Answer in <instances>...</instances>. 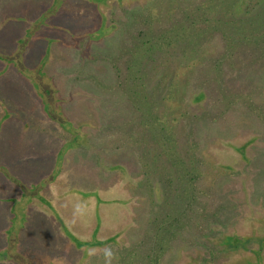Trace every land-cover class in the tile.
Wrapping results in <instances>:
<instances>
[{"label":"rangeland","instance_id":"374dc122","mask_svg":"<svg viewBox=\"0 0 264 264\" xmlns=\"http://www.w3.org/2000/svg\"><path fill=\"white\" fill-rule=\"evenodd\" d=\"M199 2L214 0L111 9L118 31L86 45L74 38L97 29L94 2L0 0V264H264V57L245 49L233 70L222 59L220 85L206 69L220 39L172 51L182 99L158 105L165 131L142 125L107 64L140 14L183 26L178 11ZM162 133L177 147L167 161ZM233 164L239 177L219 172Z\"/></svg>","mask_w":264,"mask_h":264},{"label":"trees","instance_id":"16d2710c","mask_svg":"<svg viewBox=\"0 0 264 264\" xmlns=\"http://www.w3.org/2000/svg\"><path fill=\"white\" fill-rule=\"evenodd\" d=\"M88 1L94 2L100 22L96 30L75 36V43L83 40L86 45L91 40L99 42L108 36L109 32L118 31V28H120V26L116 27L114 20L113 22L109 21L107 16L108 11L111 9L115 10L116 8L121 10L125 7L138 4L143 0ZM151 12L155 13L154 10L149 9V12H144V14H140V16L135 18V21L140 27L135 26L129 32V36L126 38L128 43H123L116 50V54L108 61L109 63H107L108 67H110V72L115 76V81L112 83L114 90H119L124 96L129 108L143 119L142 125L148 126L149 129H151L150 125L154 124L160 126V130L165 131L161 124L165 117L161 114L159 115L160 112L157 109L160 108L158 105H162V107L166 104L179 105V101L182 99V97H176L179 88L177 85L178 82H175V74L168 75L165 71V63L172 59L170 58L172 51L174 53H181L183 58L187 55L194 56L198 51L203 50L202 35L204 33L208 36L210 35L209 38L217 37L220 39L225 54L224 52H220V50L219 52H213L219 62L215 59H210L206 65L208 74L213 73L215 75L211 81L220 85L223 81L221 78L223 76L216 71H218V66L219 68L222 66V59H224L223 63L225 62L229 66V69L233 70L242 63H246L241 61V52L245 49L250 51L248 54L249 60L252 56L254 58L256 54L260 58L264 57V0H214L210 6L206 2H199L194 9H182L178 11V17L181 19L180 22L185 20L188 24L183 26L170 25L166 29L154 24L156 18L155 14ZM196 23H201L204 27L200 28L196 26ZM134 32L135 34H133ZM92 34L96 36H92ZM169 34H172V36ZM87 48L86 46L84 47V49ZM252 51H254L253 54ZM159 53L162 54L161 57ZM82 57L83 60H86L89 56L83 51ZM240 58L241 60L238 61ZM160 71L163 72L157 75ZM151 83L153 84L151 85ZM149 84L153 87L151 90H149ZM158 92L163 94L160 98L161 102L160 100L156 101L155 98ZM218 94H223L224 101L227 103L230 102H228V94H224L222 89ZM200 97L202 100L204 95L200 93L198 99ZM143 100L149 102L148 108L146 109L140 107L143 104ZM191 100L190 103L193 104ZM161 137L157 141L159 147L163 148L161 156L164 157L172 148L176 149L177 147L175 146V141L172 140L173 137L169 139L164 134ZM240 151L238 150L236 153V157H239L235 165L238 167L243 163H247V158ZM177 152L179 153V150ZM180 158H174L176 161L173 164L181 161ZM164 161H167L165 157ZM187 161L189 162L190 159ZM235 165H226L230 166L227 170L224 168L226 166H222L219 172H222L221 174L229 173V175L236 178L238 171L235 169ZM198 175L199 173L195 172V174H190V177L196 180L198 179ZM167 176H169L168 173ZM168 183L170 184L169 181ZM229 239V237L225 238L227 243ZM228 244H231L232 247L241 245L243 249H249L246 247L245 240L239 236H235L234 243L229 242ZM252 257L254 258V254H252ZM238 263L242 264L240 261ZM249 264L255 263L253 260H250Z\"/></svg>","mask_w":264,"mask_h":264}]
</instances>
